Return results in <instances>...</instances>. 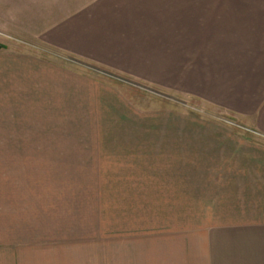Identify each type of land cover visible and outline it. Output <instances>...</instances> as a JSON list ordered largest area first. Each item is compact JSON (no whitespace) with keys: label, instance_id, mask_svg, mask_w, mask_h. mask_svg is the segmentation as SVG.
I'll return each mask as SVG.
<instances>
[{"label":"rangeland","instance_id":"rangeland-1","mask_svg":"<svg viewBox=\"0 0 264 264\" xmlns=\"http://www.w3.org/2000/svg\"><path fill=\"white\" fill-rule=\"evenodd\" d=\"M8 56L46 70L12 84L0 69V250L20 264H208L203 235L224 220L223 193L171 175H223L207 141L244 132L197 101L0 33V64ZM63 78L79 92L60 102Z\"/></svg>","mask_w":264,"mask_h":264},{"label":"crops","instance_id":"crops-1","mask_svg":"<svg viewBox=\"0 0 264 264\" xmlns=\"http://www.w3.org/2000/svg\"><path fill=\"white\" fill-rule=\"evenodd\" d=\"M16 6L0 12L2 35L197 101L244 132V140L207 141L205 153L223 158V175L171 176L190 177L192 192L223 193L214 200L223 204L224 220L203 235L208 264H264V0H17ZM8 59L0 64L7 83L21 82L28 69L37 81L45 74L37 59ZM49 73L53 81L60 77ZM62 80L60 102L79 92ZM89 86L101 91L100 102L121 107L118 97L104 95L108 90L102 96ZM13 254L0 250V264H20Z\"/></svg>","mask_w":264,"mask_h":264}]
</instances>
